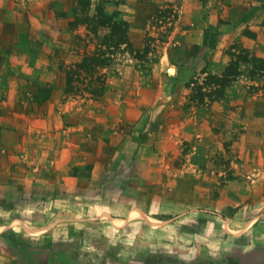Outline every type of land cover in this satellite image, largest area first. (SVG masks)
<instances>
[{
  "label": "rangeland",
  "instance_id": "obj_1",
  "mask_svg": "<svg viewBox=\"0 0 264 264\" xmlns=\"http://www.w3.org/2000/svg\"><path fill=\"white\" fill-rule=\"evenodd\" d=\"M81 3L85 4L84 8ZM207 3L208 0H73L67 12L71 33L58 39L55 52L50 55L44 52L47 67L24 72L20 62L17 72L23 75L22 80L41 81L32 91L25 86L21 91L33 93L37 97L36 104L41 106L53 94L56 88L53 82L57 84L61 77L59 72L66 82L65 73L73 63L93 54L105 60V66L96 67L92 75L93 86L101 82L103 85L99 97L89 94V79L81 74L79 83L72 84L71 92H66L65 85L63 92L58 90L56 94L81 100L82 114H60L46 120L51 127L81 126L84 129L83 148L75 151L74 157L79 160L85 157L86 163L73 168V173L80 167L93 168L97 180L104 184L108 181L111 194L122 199L133 197L127 185L133 184L134 176L145 174L148 177L146 189L142 190L147 192L145 204L151 210L165 209L164 214H155L158 218L169 220L178 215L172 211H178L180 205L192 206L187 214L189 218H184L176 230L184 232L188 238L202 235L203 229L208 232L210 222L211 236L216 239L221 233L218 225L223 226L227 234L238 236L250 232L246 228L249 223H264V141L254 135V126L238 124L231 128L233 133L227 134L218 124L211 125L208 118L204 126L203 119L197 116L214 101L219 103L240 95L264 96V56L240 50L229 54L230 60L223 70L213 71L215 63L209 61L205 53L217 44L219 23L202 28L200 53L189 54L188 31L194 21L191 17L194 13L204 17ZM97 5L103 13L128 23V44L107 49L102 46L106 39L110 43L113 35L109 37L108 27L93 22L97 19ZM20 14L26 15L22 11ZM24 20L30 23L29 17H22ZM28 25L23 22L21 31L29 30ZM29 42L30 39L21 38V47L33 46ZM102 51L105 54L102 55ZM189 65L198 67L184 84L186 88V84L193 81L180 104L167 96L173 97L170 90H174L179 75L183 76ZM199 88L204 94L202 102H189V95ZM37 120L40 121L38 117ZM193 128L200 136L194 135ZM40 134H35V138ZM240 139L246 142L233 148ZM29 159L26 152L18 154L20 163ZM119 175H124L129 183L119 180ZM21 181L20 178L18 184L22 185ZM24 186L26 195L25 182ZM255 188H259V192H254ZM189 189L193 192L189 193ZM1 192L3 199L15 195L10 185L4 187L0 195ZM235 223L244 228H234ZM99 233L104 232L101 229ZM78 234L81 241L77 240ZM92 234L91 230L69 225L67 238L58 230L55 234L29 239L17 226L6 227L0 230V264L74 261L78 253L96 252L98 247ZM100 246L99 251L103 252L109 244Z\"/></svg>",
  "mask_w": 264,
  "mask_h": 264
},
{
  "label": "crops",
  "instance_id": "obj_2",
  "mask_svg": "<svg viewBox=\"0 0 264 264\" xmlns=\"http://www.w3.org/2000/svg\"><path fill=\"white\" fill-rule=\"evenodd\" d=\"M29 1L32 3L26 0L0 3V191L10 185L15 193L10 199H3L1 192L0 230L15 225L29 239L55 234L58 230L67 238L69 225L91 230L98 247L96 252L78 253L74 261L62 260L60 264H264L263 222L249 223L251 225L246 228L250 232L238 236L227 234L224 227L218 225L221 233L216 239L211 236L212 227L208 222V232L203 229L202 235L188 238L184 232L177 231L176 226L189 218L187 214L192 206L180 205L178 211H172L178 215L169 220L158 218L155 214H164L165 209L151 210L145 204L147 192L142 190L146 189L147 175L130 179L134 182L126 188L133 192V197L122 199L111 194L108 181L104 184L97 180L93 168L81 169L86 159L79 160L74 152L83 148L84 129L81 126L51 127L46 123L60 114H82L81 100L56 94L58 90L63 92L65 86V79L59 72L61 77L57 84L53 82L56 87L53 94L39 106L33 93L21 91L23 86L32 91L41 81L25 76L22 80L23 75L17 72L20 62L24 72L47 67L44 52L50 55L55 47L58 48V39L71 33L67 12L73 0ZM205 8L204 17L199 13L191 17L194 21L193 28L188 31L189 54L200 53L202 28L219 23L217 44L205 53L208 60L215 63L213 71L223 70L230 60L229 54L240 50L264 56V0H208ZM21 11L26 15L20 14ZM22 17H29L30 23L22 21ZM23 22L29 24V30L21 31ZM21 38L30 39L33 46L21 47ZM63 61L66 63V59ZM197 67L189 65L183 76L179 75L174 90H170L173 97L167 98L183 102L189 91L184 84ZM242 68L240 65L239 70ZM93 105L99 108L96 103ZM201 114L197 117L203 119L204 126L208 118L211 125L218 124L227 134L233 133L231 128L238 124L254 126V135L264 141V96L240 95L219 103L214 101ZM193 131L195 136H200L196 128ZM37 133H41L39 138L34 136ZM245 142V139L235 142L233 148ZM20 152H26L31 159L18 162ZM79 166L80 170L73 173V168ZM118 177L129 183L124 175ZM20 178L22 185L18 184ZM190 190L189 193L193 192ZM254 192H259V188ZM234 228L244 227L235 223ZM101 229L104 233H99ZM79 234L77 240L81 241ZM77 244L80 243L77 241ZM106 244L109 246L100 252L99 245Z\"/></svg>",
  "mask_w": 264,
  "mask_h": 264
},
{
  "label": "trees",
  "instance_id": "obj_3",
  "mask_svg": "<svg viewBox=\"0 0 264 264\" xmlns=\"http://www.w3.org/2000/svg\"><path fill=\"white\" fill-rule=\"evenodd\" d=\"M89 4L86 3V7ZM81 7H85V4L81 3ZM95 13L97 15V19L93 20L96 25L99 26H106L111 31V34L109 37L113 35V37L110 39V43H107V39L104 40V43H102V46H105V48H111V47H118L121 43H127V30H128V23L123 20H116L112 17L110 14H106L102 12V9L99 5L95 7ZM87 19L84 20V22ZM112 44V45H111ZM101 46V45H100ZM105 54V52L102 51V55ZM104 67L105 66V60L101 59L99 55L93 54L91 56H86L82 61L73 63L69 68L68 71H66V92L69 93L73 90L72 84L74 82H78L81 78V74H84V78L89 79V83L87 87L89 88V94H91L93 97H99L100 90L102 89L103 85L102 82L100 84H97L93 86L92 81V75L96 69V67ZM86 80V79H81ZM79 83V82H78ZM193 84V81H190L186 84V87L189 88ZM93 86V87H92ZM86 87V88H87ZM200 89L196 91V93H191L189 95V102H194L195 100H198V102H202L204 94L200 92ZM77 90V89H76ZM195 92V91H194Z\"/></svg>",
  "mask_w": 264,
  "mask_h": 264
}]
</instances>
